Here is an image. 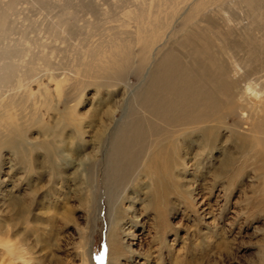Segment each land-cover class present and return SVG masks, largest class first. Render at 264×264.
I'll use <instances>...</instances> for the list:
<instances>
[{
  "label": "rangeland",
  "instance_id": "374dc122",
  "mask_svg": "<svg viewBox=\"0 0 264 264\" xmlns=\"http://www.w3.org/2000/svg\"><path fill=\"white\" fill-rule=\"evenodd\" d=\"M12 1L16 10L10 37L21 49L29 48L30 69L38 78L29 87L0 88V134L18 142L14 150L0 149V218L19 250L26 248L30 258L38 255L39 264H54L51 253L61 264H79L74 247L82 238L90 264H106L110 224L103 165L109 139L132 111L140 112L135 102L149 65L136 66L141 60L148 64L155 53L158 43L145 50L153 24L163 26L160 42L168 40L167 45L182 52L170 30L178 36L190 26L184 17L188 0ZM238 11L236 0H227L212 14L220 20ZM241 12L246 25L243 6ZM111 45L128 55L129 68L112 86L94 85L96 70L116 51ZM237 118L228 117L226 123L231 127ZM101 132L107 133L104 144L98 140ZM224 134L228 152L237 160L228 173L236 176L231 181L215 177L222 157L219 144L202 155L196 154L198 144L185 146L177 158L180 181L166 193L162 221L145 211V190L140 188L146 180L127 189L120 205L123 215L130 216L124 227L131 231V253L120 257L119 264H264L263 174L248 152L237 154L238 141ZM83 164L92 167L88 182ZM89 194L93 199L87 212L81 198ZM13 202L30 204L28 225L8 224L15 220ZM34 216L43 224L38 232L33 231Z\"/></svg>",
  "mask_w": 264,
  "mask_h": 264
},
{
  "label": "bare ground",
  "instance_id": "6f19581e",
  "mask_svg": "<svg viewBox=\"0 0 264 264\" xmlns=\"http://www.w3.org/2000/svg\"><path fill=\"white\" fill-rule=\"evenodd\" d=\"M226 1L188 0L184 17L190 21V26L178 36V31L170 30L182 52L175 50L173 44L167 45L168 40L160 42L163 26L155 27L153 24L154 29L145 50L148 52L149 45L151 48L152 44L158 43L155 53L148 59V64L141 60L136 66L138 70L149 65L144 87L137 93L136 102L134 99L140 112L132 111L116 127L104 157L103 180L106 183L110 224L106 264H119L120 257H128L131 253V231L124 227L130 216L128 220V216L123 215L120 205L125 198L123 194L134 182L141 185L146 180L140 188L141 191L145 190V211L155 212L153 214L158 218L155 217L157 221H162L166 202L162 203L166 193L170 187L176 188L180 181L181 167L177 158L185 146L198 144L200 151L196 154L202 155L205 150L214 149L219 144L222 157L215 177L231 181L236 174L231 176L228 172L234 168L237 160L228 152L225 144L228 138L223 140L224 133L228 132L230 138L238 141L237 154L241 156V150L248 152L257 162L264 180V0H236L240 11L233 17L223 15L220 20H216L212 13L220 12ZM241 6L245 8L246 25L241 24ZM15 10L12 0L0 1V88L5 91L29 87V83L38 78L30 69L29 48L21 49L19 41L10 37L12 27L9 23ZM209 12L212 16L206 14ZM195 16L198 18L193 20ZM112 47H116V51H111L107 65H99L96 70H100L96 74L99 78L94 85L112 86L120 81L129 68L128 55L117 46ZM25 55H28L27 59ZM43 64L48 67L45 59ZM43 95L47 96V93ZM2 96L4 94H0V98ZM232 116L238 118L230 127L226 120ZM76 125L78 128L79 124ZM106 138V132L98 134L101 144ZM17 143L13 135L2 137L0 134V149L14 150ZM48 150L54 152L51 147ZM240 164L234 169L237 174L242 168ZM83 165L88 182L92 167L90 164ZM89 195L81 198L87 212L93 199ZM14 202L10 203V210L15 220L8 224L13 227L28 225L30 204ZM51 208L55 214L59 213L56 205H51ZM126 209L130 210L129 205ZM63 216L68 218L69 213L65 211ZM33 222V231L38 232L43 224L35 216ZM4 225V219L0 218V264H23L20 257L24 253L11 238V230ZM37 241L42 245L45 242L39 234ZM85 246L86 242L82 238L74 247L79 264H90ZM52 256L55 258L54 264H61L60 257L51 253ZM144 259L148 260L147 257ZM40 260L35 255L31 257V264H39Z\"/></svg>",
  "mask_w": 264,
  "mask_h": 264
},
{
  "label": "clouds",
  "instance_id": "9594fccd",
  "mask_svg": "<svg viewBox=\"0 0 264 264\" xmlns=\"http://www.w3.org/2000/svg\"><path fill=\"white\" fill-rule=\"evenodd\" d=\"M24 255L20 257L23 261V264H31L30 254L28 253L27 249H23Z\"/></svg>",
  "mask_w": 264,
  "mask_h": 264
}]
</instances>
